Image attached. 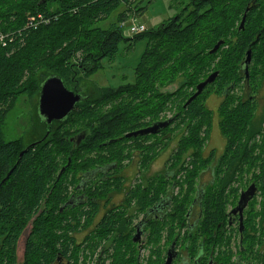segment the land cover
<instances>
[{
	"label": "trees",
	"instance_id": "16d2710c",
	"mask_svg": "<svg viewBox=\"0 0 264 264\" xmlns=\"http://www.w3.org/2000/svg\"><path fill=\"white\" fill-rule=\"evenodd\" d=\"M129 3L130 0H0V35L6 37L4 45L0 43V107H9L29 87L28 81L38 96L40 84L52 75L60 77L67 89L83 98L63 122H53L51 126L42 122L36 110L26 132L27 145L0 138V264H13L15 246L29 223L35 233L26 243V264H50L57 251L64 252L66 245L55 234L61 231L63 223L69 222V217L83 213L82 209L58 212L60 207L70 208L65 206L70 194L65 197L58 190L65 175L72 173L75 186L98 167L118 164L125 156L123 144L131 141L138 146L139 141L151 138L155 140L153 155L149 150V155L148 152L142 155L140 162L143 170L140 174L148 172L157 158L158 145L160 151L168 147L165 138L157 140L168 128L158 135L130 140L124 135L166 120L160 117L165 111L175 112L173 126L184 127L177 140V154L171 156L168 165L175 176L182 172L185 175V179L184 175L173 179L180 188L182 201L175 206L181 214L193 199L189 198L193 180L207 169L209 162L212 165L208 168L220 169L222 183L235 176L242 177L240 173L246 171L264 189V160L259 165L253 155L264 150V128L255 127L248 114L253 99L232 107L235 100L231 93L243 82L248 89L246 96H250L257 82L264 81V0H190L192 10L183 9L157 28L129 39L121 31L124 14L106 29L98 26ZM244 15V26L239 30ZM220 41L222 46L210 54ZM124 42L128 43L125 51L137 43H145L134 66L132 82L117 88H97L87 82L88 77L102 69L103 60L110 63L116 60ZM248 50L252 55L246 80L243 63ZM214 72L218 73L214 82L185 105L195 93L196 85ZM179 78L183 82L176 91L162 92ZM211 94L223 96L218 129L225 140V149L219 157L212 150L205 159L202 151L209 133L204 125L209 111L204 102ZM125 98L130 101H124ZM2 118L0 110V127ZM47 132L42 143L19 157ZM81 137L79 143H73ZM259 137L261 140L257 141ZM93 155L100 156L94 159ZM58 160H64L65 164L59 167ZM202 163L206 167L199 170ZM257 168L260 175L255 172ZM162 174L143 176L139 182L145 187L140 190L135 186L127 200H136L140 205L158 203L173 182L166 181ZM100 175L98 186L89 188L88 193L98 201L106 183L111 186L121 183L105 181L103 173ZM117 189L115 186L113 192ZM213 201L212 191L207 188L202 198L205 241H212L216 233L218 220ZM87 210L90 217L98 211L94 206Z\"/></svg>",
	"mask_w": 264,
	"mask_h": 264
},
{
	"label": "flooded vegetation",
	"instance_id": "af4514ba",
	"mask_svg": "<svg viewBox=\"0 0 264 264\" xmlns=\"http://www.w3.org/2000/svg\"><path fill=\"white\" fill-rule=\"evenodd\" d=\"M164 138L162 139L169 140L170 136ZM130 139L132 138L127 140ZM131 153H124L125 156L121 157L118 164L98 167L86 176V180L80 179L74 186L68 201L70 208L60 211V207L58 212L61 214L65 210L72 213L82 209L83 213L74 216L79 221L71 216L67 224L60 226L61 231L55 237L66 245V249L64 252L57 251L50 264H264V217H252L250 208V203L258 197L262 189L259 182H251L245 189H229L230 184H223L221 181L220 169L207 168L197 174L196 184H193V199L185 207L184 214H181L175 206L176 202L182 201L179 197L180 188L173 181L175 173L168 168L169 157L163 171L158 173H163L166 181L173 182L158 203L140 205L136 200H127L130 198V191L135 189L133 186L137 177L130 185L133 188H126L127 177L124 176V171L136 159L138 174L143 171L140 169V155ZM208 172L211 180L202 184V177ZM101 173L105 181L120 180L121 183H112V186L106 183L98 201L88 193L91 192L89 188L98 186L96 183L101 180ZM155 174L157 173L150 176ZM175 179H179L178 175ZM252 184L256 189L254 196L246 204L239 205L243 194ZM114 185L118 188L117 192H113ZM207 188L212 191L218 220L212 241H205L202 228V198L206 195ZM187 190L185 185L183 191L186 193ZM228 193L230 199L224 203L223 198L227 199ZM118 195L122 200L114 204L113 199ZM90 206L98 209L91 217L87 215ZM225 208L228 209L225 211ZM255 220H259V223H255ZM29 225L31 224L25 229ZM31 228L26 231L24 229L20 234L15 246L13 264H26V243L35 233ZM21 246L20 254H17L18 247ZM20 258L21 261H18Z\"/></svg>",
	"mask_w": 264,
	"mask_h": 264
},
{
	"label": "rangeland",
	"instance_id": "374dc122",
	"mask_svg": "<svg viewBox=\"0 0 264 264\" xmlns=\"http://www.w3.org/2000/svg\"><path fill=\"white\" fill-rule=\"evenodd\" d=\"M186 9L187 12L192 10V7H190V0H130L129 5H123L121 6L112 16L100 23L98 26L101 28H108L109 25L117 23L118 22V16L121 14H124L125 17H123L122 22L120 23L122 35L125 39H129L133 37L134 35L130 33V22L132 18L134 17L136 19V23L138 25H142L147 31L153 30L160 26L161 24L167 22L168 19H171L175 17L176 15L180 14V12ZM264 14V12H263ZM1 25V24H0ZM6 39V37L4 36ZM128 43H121L119 46L120 53L117 55L116 60L113 63H110L106 60H103L101 63L102 69L95 72L93 75L88 77L86 79L87 82L93 83L97 88L100 87H108V88H117L119 86L125 85L127 83L132 82L133 80V69L138 61L139 57L141 56V53L144 50L145 43L140 42L137 43L135 46L131 47L130 50L125 51L126 45ZM37 71V70H35ZM40 72L37 71V74ZM210 75V73H209ZM209 75L206 77L208 78ZM205 78V79H206ZM27 79V78H26ZM205 79H202L204 81ZM201 81V82H202ZM257 79L254 81L256 83ZM31 81H28L27 84H29V87L26 88L25 92L21 93L11 104L9 107L7 106H1L0 110H2L3 114V122L0 127V138L4 140L5 142H15L17 145L22 143L23 145H27L29 143V139L26 137V132L30 129L33 117L35 118L36 110H37V100L38 96L35 95V90L32 88V85H30ZM183 78H179L173 85L165 87L162 89L163 93H172L176 91L179 86L182 84ZM244 83L240 82L239 85H237L232 93V98H234L235 102L232 105V107L238 105V102H248L247 100L251 97L253 99L252 101V107L248 109V114L252 116V121L255 125V127H259L263 130V124H264V81L259 80L257 82V86L250 92L252 94L250 96H246L247 88H244ZM124 101H130V99H126ZM223 101L222 94H211L207 97V100L204 102V107L209 111V115L207 116L206 122H205V128L208 130V137L205 140L206 145L204 146V149L202 151L203 157L205 159L209 158L210 151L214 150L216 155L219 156L220 153L223 151L225 146V141L221 137V134L218 131V120H219V109L220 104ZM174 111H165L160 117L161 119H170L172 115L174 114ZM184 130V127L181 126V128H177L176 126H173V124L165 130L162 134H160L159 137H157V140H161L164 137L170 136V139L167 140L168 147L160 151L159 148L161 145H158L159 148L156 151L157 159L154 161V163L151 165L150 170L148 173H144L143 175L138 174L137 172V163L138 160L133 163L132 166H130L127 170L124 171V176L127 177L126 180V186L124 183V186L127 188L131 185L132 181L135 180L137 177L135 186H139L140 190L143 189L145 184H141L139 182L142 181L143 176H150L154 173H158L161 170L163 171L166 161H168L169 157L171 158L172 155H176V144L177 140L182 134V131ZM262 136H264V133H262ZM168 139V138H167ZM261 137L257 138V141H260ZM154 139L148 138L147 140H141L139 141L138 146L136 143H133L131 141H128L127 143L123 144L124 153H137L136 156H139V161L141 162V156L145 155L149 150L154 148ZM166 144V143H163ZM139 147V148H138ZM152 154V150L150 151ZM153 155V154H152ZM253 155H256L257 163L261 165V159L264 160V150L254 153ZM252 155V156H253ZM100 155H93V158L98 159ZM104 156V155H102ZM63 157V156H62ZM59 167L63 166L65 164V161L58 160ZM212 165V162H209L207 164L208 166ZM206 167L205 163H202L199 165V170L202 167ZM141 168V165H140ZM260 168H257L256 174L260 175L259 172ZM230 173V172H229ZM58 174V173H57ZM184 173H180L178 175V178L180 179L181 176H183ZM228 175L227 177H230ZM239 176L236 178H231L229 182H224L223 184H230V188H246L249 183L253 182L249 178V175L247 176V172L244 171L240 173ZM221 177V175H220ZM159 179V178H158ZM183 179H185V175L183 176ZM238 179V180H237ZM245 179V180H244ZM211 180V174L208 172L202 177V184H206ZM194 184H196V179L193 180ZM74 184L73 181V175L72 173H69L65 175L63 180L60 182V187L58 190H61L62 195L67 197L69 194H71L74 190ZM238 185V186H237ZM115 186V185H114ZM135 186H133L135 188ZM195 186V185H194ZM131 187V186H130ZM131 187V188H133ZM139 190V189H138ZM193 193L190 195V199L192 198ZM230 199V194L228 193V197L223 198V202L226 203L227 200ZM122 200V197L120 195L115 196L113 199L114 204H118ZM250 208H252V217L257 216H263L264 214V189L260 190V194L258 197L253 200L250 203ZM225 208L224 210L226 211ZM212 214H214L212 212ZM254 220V219H253ZM255 223H259V220H255ZM217 222H215L216 224ZM20 245V244H19ZM21 247H18L17 254H20ZM21 261V258L18 260Z\"/></svg>",
	"mask_w": 264,
	"mask_h": 264
},
{
	"label": "water",
	"instance_id": "95a60500",
	"mask_svg": "<svg viewBox=\"0 0 264 264\" xmlns=\"http://www.w3.org/2000/svg\"><path fill=\"white\" fill-rule=\"evenodd\" d=\"M245 22V15L242 17V20L239 25V30L243 29ZM223 42H218L214 48L209 52L210 54L215 53L220 46H222ZM251 50L246 52L245 61L243 63V73L245 75V79L247 80L249 77L248 67L251 62ZM218 76L217 72L212 73L206 78L204 81L200 82L196 85L195 93L187 100L185 105H189L193 100H195L205 89L206 86L212 84L216 77ZM232 87L225 90V96L229 93ZM83 100L80 94H77L69 89H67L62 81V79L56 75H52L47 77L39 86V94H38V102H37V113L43 123L47 126H51L53 122H63L74 110L75 106L81 103ZM175 121V117H171L170 119L164 121H158L148 128L141 129L132 133L125 135L126 139L129 138H137L143 137L147 135H158L164 129L169 127ZM49 132L45 134V136L38 141L37 143L30 144L24 149L19 157H22L24 153H26L30 148L35 146L36 144L42 143L48 136ZM83 137H81L78 142L81 141ZM73 139H71L72 141ZM64 168L61 169L58 178L63 174ZM10 174V173H9ZM9 175L2 181L4 182ZM255 185L252 184L248 190L243 194L240 204H246L255 194ZM70 205V202H67L65 206ZM62 211V208L60 209ZM31 227L29 225L26 229L28 230ZM24 231V232H25Z\"/></svg>",
	"mask_w": 264,
	"mask_h": 264
},
{
	"label": "built area",
	"instance_id": "2783aa9c",
	"mask_svg": "<svg viewBox=\"0 0 264 264\" xmlns=\"http://www.w3.org/2000/svg\"><path fill=\"white\" fill-rule=\"evenodd\" d=\"M146 29L142 25H138L136 23V19L133 17L131 22H130V33L133 35L140 34L144 32ZM0 43H4V38L2 35H0ZM4 45V44H3Z\"/></svg>",
	"mask_w": 264,
	"mask_h": 264
},
{
	"label": "bare ground",
	"instance_id": "6f19581e",
	"mask_svg": "<svg viewBox=\"0 0 264 264\" xmlns=\"http://www.w3.org/2000/svg\"><path fill=\"white\" fill-rule=\"evenodd\" d=\"M30 22V21H29ZM32 22V21H31ZM237 208V207H236Z\"/></svg>",
	"mask_w": 264,
	"mask_h": 264
}]
</instances>
